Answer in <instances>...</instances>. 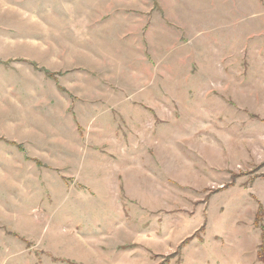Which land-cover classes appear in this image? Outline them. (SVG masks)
<instances>
[{
	"label": "rangeland",
	"instance_id": "374dc122",
	"mask_svg": "<svg viewBox=\"0 0 264 264\" xmlns=\"http://www.w3.org/2000/svg\"><path fill=\"white\" fill-rule=\"evenodd\" d=\"M261 225L264 0H0V264H264Z\"/></svg>",
	"mask_w": 264,
	"mask_h": 264
},
{
	"label": "trees",
	"instance_id": "16d2710c",
	"mask_svg": "<svg viewBox=\"0 0 264 264\" xmlns=\"http://www.w3.org/2000/svg\"><path fill=\"white\" fill-rule=\"evenodd\" d=\"M257 222H256V225L259 227L260 225V222H261V218H258L257 217ZM261 227V230H262V243L260 245V248H259V252H258V257H259V260L262 261L264 263V226H260Z\"/></svg>",
	"mask_w": 264,
	"mask_h": 264
}]
</instances>
